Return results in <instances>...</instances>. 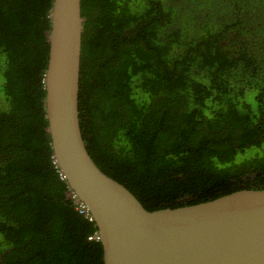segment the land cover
I'll use <instances>...</instances> for the list:
<instances>
[{
  "label": "trees",
  "instance_id": "1",
  "mask_svg": "<svg viewBox=\"0 0 264 264\" xmlns=\"http://www.w3.org/2000/svg\"><path fill=\"white\" fill-rule=\"evenodd\" d=\"M52 1L0 0V264H103L50 146ZM81 15L79 122L105 174L149 211L264 188V0H81Z\"/></svg>",
  "mask_w": 264,
  "mask_h": 264
},
{
  "label": "water",
  "instance_id": "2",
  "mask_svg": "<svg viewBox=\"0 0 264 264\" xmlns=\"http://www.w3.org/2000/svg\"><path fill=\"white\" fill-rule=\"evenodd\" d=\"M45 71L50 146L62 180L97 228L103 264H264V188L149 211L93 161L78 111L81 0H53Z\"/></svg>",
  "mask_w": 264,
  "mask_h": 264
},
{
  "label": "built area",
  "instance_id": "3",
  "mask_svg": "<svg viewBox=\"0 0 264 264\" xmlns=\"http://www.w3.org/2000/svg\"><path fill=\"white\" fill-rule=\"evenodd\" d=\"M72 199H73L74 203L76 204L78 213L83 215L86 219L91 221V218H90V216H89V214L87 212L86 207L83 204L77 202L76 201V197L73 194H72ZM93 238L94 237H89L88 239L89 240H93ZM96 239L98 240V235L97 234H96Z\"/></svg>",
  "mask_w": 264,
  "mask_h": 264
},
{
  "label": "clouds",
  "instance_id": "4",
  "mask_svg": "<svg viewBox=\"0 0 264 264\" xmlns=\"http://www.w3.org/2000/svg\"><path fill=\"white\" fill-rule=\"evenodd\" d=\"M72 194V193H71Z\"/></svg>",
  "mask_w": 264,
  "mask_h": 264
}]
</instances>
